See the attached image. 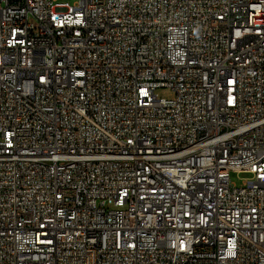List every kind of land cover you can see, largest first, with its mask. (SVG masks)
<instances>
[{
	"label": "built area",
	"instance_id": "obj_1",
	"mask_svg": "<svg viewBox=\"0 0 264 264\" xmlns=\"http://www.w3.org/2000/svg\"><path fill=\"white\" fill-rule=\"evenodd\" d=\"M0 264H264V0H0Z\"/></svg>",
	"mask_w": 264,
	"mask_h": 264
},
{
	"label": "rangeland",
	"instance_id": "obj_2",
	"mask_svg": "<svg viewBox=\"0 0 264 264\" xmlns=\"http://www.w3.org/2000/svg\"><path fill=\"white\" fill-rule=\"evenodd\" d=\"M62 2H70L73 3L75 0H61ZM159 97L163 98H172L173 94L167 90H160L158 92ZM250 176L248 174H237L232 173L231 174V181L233 184H236L237 186H241L243 181L249 178Z\"/></svg>",
	"mask_w": 264,
	"mask_h": 264
}]
</instances>
